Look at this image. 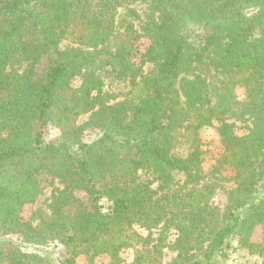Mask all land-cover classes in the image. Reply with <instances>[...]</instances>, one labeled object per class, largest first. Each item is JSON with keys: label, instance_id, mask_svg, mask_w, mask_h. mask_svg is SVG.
Masks as SVG:
<instances>
[{"label": "trees", "instance_id": "16d2710c", "mask_svg": "<svg viewBox=\"0 0 264 264\" xmlns=\"http://www.w3.org/2000/svg\"><path fill=\"white\" fill-rule=\"evenodd\" d=\"M262 225L264 0H0V264H264Z\"/></svg>", "mask_w": 264, "mask_h": 264}, {"label": "rangeland", "instance_id": "374dc122", "mask_svg": "<svg viewBox=\"0 0 264 264\" xmlns=\"http://www.w3.org/2000/svg\"><path fill=\"white\" fill-rule=\"evenodd\" d=\"M133 7H135L140 13H143L146 9V5L137 3L134 4ZM73 44L69 41L64 40L61 43V47L65 48L68 46H72ZM146 72H150L153 69V64L149 63L146 64L144 67ZM107 88V87H106ZM238 97L239 99H242L244 97V90L243 88H238ZM89 114L83 115L79 118L78 123L82 124L87 121ZM245 123L237 122V133L242 134L246 131L245 129ZM85 140H91L96 136V132L93 130H86L83 134ZM204 136V145L203 148H209L213 151H217V144L215 139V133L212 128L206 129L203 131ZM216 156V154H214ZM215 158V157H214ZM212 153L208 155V160L211 163H214V159ZM209 162V163H210ZM233 174V171L231 168H228L225 170V175L227 177H231ZM233 181H229L224 183L223 189H220L217 194L213 198V202L218 205L221 209H224V206L226 204V192L229 188L233 186ZM52 187H49L44 190L43 194L37 199V201L33 205H28L24 210V216L28 217L32 210H35L37 208L47 209V204L49 202V198L52 194ZM144 235H147L150 231L141 230ZM160 232V228H155L151 230V233L153 236H158ZM264 236V225L259 226L256 228L255 233L253 235V239L260 241ZM16 237V236H15ZM46 248L48 247H42L38 245H31L26 244V249L28 250H34L38 252H45ZM52 249V247H51ZM59 249V248H58ZM59 251V250H57ZM176 256V253L172 251L169 248L164 249L163 252V264H168L174 257ZM135 257V249L129 248L122 252V264H131ZM219 258V256L217 257ZM81 263L85 262L86 259L84 257L79 259ZM219 264H259L260 258L249 251L248 249L239 246V244L233 243L232 247L229 248L226 251L225 258L222 259ZM107 261V257H104L100 260V262Z\"/></svg>", "mask_w": 264, "mask_h": 264}]
</instances>
